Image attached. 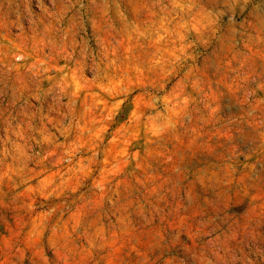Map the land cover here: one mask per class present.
<instances>
[{
  "label": "rangeland",
  "instance_id": "obj_1",
  "mask_svg": "<svg viewBox=\"0 0 264 264\" xmlns=\"http://www.w3.org/2000/svg\"><path fill=\"white\" fill-rule=\"evenodd\" d=\"M0 264H264V0H0Z\"/></svg>",
  "mask_w": 264,
  "mask_h": 264
}]
</instances>
